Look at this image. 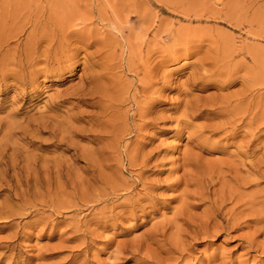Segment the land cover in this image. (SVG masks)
<instances>
[{
	"label": "rangeland",
	"instance_id": "obj_1",
	"mask_svg": "<svg viewBox=\"0 0 264 264\" xmlns=\"http://www.w3.org/2000/svg\"><path fill=\"white\" fill-rule=\"evenodd\" d=\"M0 264H264V0H0Z\"/></svg>",
	"mask_w": 264,
	"mask_h": 264
},
{
	"label": "bare ground",
	"instance_id": "obj_2",
	"mask_svg": "<svg viewBox=\"0 0 264 264\" xmlns=\"http://www.w3.org/2000/svg\"><path fill=\"white\" fill-rule=\"evenodd\" d=\"M130 5V4H129ZM140 7V6H139ZM140 9V8H139ZM145 11V10H144ZM130 12V11H129ZM129 12H128V14H129ZM136 12V11H135ZM143 12V11H142ZM157 13V12H156ZM131 14V13H130ZM139 16H140V18L139 19H141V14H139ZM120 17V16H119ZM149 18H150V16H149ZM144 19V18H143ZM127 20V19H126ZM144 20H146V19H144ZM141 21V20H140ZM148 21H149V19H148ZM129 22V21H128ZM149 23V22H148ZM113 28H114V30L115 31H117L118 33H120V34H125V33H123V31H121V29L118 27V26H116V25H114L113 26ZM162 28V27H161ZM158 29V28H157ZM77 31H79V30H77ZM159 31V30H158ZM169 31V30H168ZM180 31V30H179ZM20 32V31H19ZM37 32V31H36ZM36 32H34V31H32V32H30L29 33V35L27 36L28 38V43H27V47H26V49H25V54H26V58L30 61V63L33 65V66H35V65H37L39 62H44L45 64H47L48 65V62H49V60H54V61H56V59L54 58V56L52 55V54H50V53H41V54H39V51H38V49L40 48H38V40H40V39H38V38H36V36H35V34H36ZM72 33H69L68 34V36H70V35H72L73 36V34H76L75 32H73V31H71ZM173 33V32H172ZM79 34V33H78ZM16 35V34H15ZM77 35V34H76ZM9 36V35H8ZM18 36V35H17ZM17 36H12V37H17ZM65 36V35H64ZM124 36V35H123ZM127 36V35H126ZM38 37V36H37ZM43 37V36H42ZM66 37H67V35H66ZM90 37V36H89ZM142 37H145V36H142ZM9 38V37H8ZM31 38H34L33 40L31 39ZM64 38V37H63ZM31 39V40H30ZM65 39H69L68 37L67 38H65ZM86 39V38H85ZM125 39V43L126 44H128L130 41H129V39L128 40H126V38H124ZM140 39V38H139ZM32 41V42H31ZM187 41V40H186ZM175 42V41H174ZM39 43H40V41H39ZM122 43V42H121ZM123 44V43H122ZM182 44V43H181ZM140 48V47H139ZM73 50V49H72ZM46 51V50H45ZM71 51V50H70ZM177 51V50H176ZM42 52H44V51H42ZM51 52V51H50ZM78 52V49H76L75 50V52L73 53L72 52V55H69V59H71L76 53ZM56 54V53H55ZM63 54V53H62ZM67 55V56H68ZM136 55V54H135ZM188 55V54H187ZM137 56V55H136ZM140 56H141V54H140ZM132 57V56H131ZM139 57V56H138ZM58 58H60V56L58 57ZM62 58V57H61ZM66 60V59H65ZM130 60V59H129ZM131 60H133V59H131ZM9 61H10V57H9ZM60 61V60H59ZM62 61V60H61ZM70 61V60H69ZM59 63V62H58ZM10 64V63H9ZM5 65H8V63L7 64H5ZM5 65H3L1 68V71H3V74H4V76L6 75V72H8V71H12L11 69H9V68H7ZM132 65H134V64H132ZM47 67V66H46ZM135 67V66H134ZM130 70H133L131 67H130ZM137 70V69H136ZM72 72V64H68V65H64V66H62V67H60V70H58V73L59 74H62V75H64L66 72ZM97 80V82H98V80H99V78L98 77H93V79H92V81H91V86H89L88 88H78V89H74V91H76L75 93H76V95H77V97L80 99V100H83V101H85V102H88V103H90V104H92V105H96V104H100L101 102H102V95H105V93H103V91L102 90H100V91H102V94H101V92L99 91V89H100V83L98 84L99 85V89L97 88L98 87V85L96 84V81ZM144 82H146V80H144ZM147 83H149V82H147ZM97 86H96V85ZM102 86V85H101ZM105 88V87H104ZM58 89V88H57ZM103 89V88H102ZM147 89V88H146ZM105 90L106 89H104V92H105ZM108 92V91H107ZM112 98V97H111ZM103 106V105H102ZM110 106V105H109ZM106 111V110H105ZM61 134H65V132H66V130L65 129H62L61 131ZM219 208H217V212L219 213Z\"/></svg>",
	"mask_w": 264,
	"mask_h": 264
}]
</instances>
